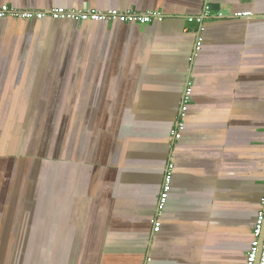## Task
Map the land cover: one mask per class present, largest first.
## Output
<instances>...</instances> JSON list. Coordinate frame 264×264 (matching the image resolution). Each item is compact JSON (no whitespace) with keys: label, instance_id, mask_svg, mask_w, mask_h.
Returning <instances> with one entry per match:
<instances>
[{"label":"crops","instance_id":"crops-1","mask_svg":"<svg viewBox=\"0 0 264 264\" xmlns=\"http://www.w3.org/2000/svg\"><path fill=\"white\" fill-rule=\"evenodd\" d=\"M5 4L163 19L0 18V264H246L264 211V0Z\"/></svg>","mask_w":264,"mask_h":264},{"label":"built area","instance_id":"built-area-1","mask_svg":"<svg viewBox=\"0 0 264 264\" xmlns=\"http://www.w3.org/2000/svg\"><path fill=\"white\" fill-rule=\"evenodd\" d=\"M14 17L22 18L25 20L43 19L50 17L57 20H71V21H104V20H118L120 22H131L145 24L153 20H162L163 16L159 12L148 11V12H137L133 10L122 11L118 9H110L107 11H97L93 9L76 10L67 9L62 6H53L50 9L43 11L35 10H18L12 8L9 5H0V18ZM192 92L191 84L186 86L184 93V100L181 107L180 120L176 124V128L173 131L174 139H178L182 135L184 124L181 118L184 116L188 102L190 100ZM172 164H170V169ZM171 173L168 172L165 176L164 185L159 196L158 202V213L164 209L169 191L171 189ZM264 201V197H263ZM160 222L155 221V231L160 229ZM254 240L251 244L249 251L247 252L246 264H264V211L262 210L259 214L256 227L254 229Z\"/></svg>","mask_w":264,"mask_h":264},{"label":"trees","instance_id":"trees-1","mask_svg":"<svg viewBox=\"0 0 264 264\" xmlns=\"http://www.w3.org/2000/svg\"><path fill=\"white\" fill-rule=\"evenodd\" d=\"M10 7H12V8H16V9H18V10H35V11H43V9H24V8H19L18 6H13V5H9ZM62 7H65V8H67V9H72V8H68V7H66V6H62ZM51 7H48V8H45L44 10H46V9H50ZM76 10H81V9H76ZM93 10H95V9H93ZM97 11H100V10H97ZM102 11H107V10H102ZM12 18H14V17H12ZM47 18H50V17H47ZM15 19H20V20H25V19H22V18H15ZM46 19V18H45ZM51 19H53V18H51ZM41 20H43V19H41ZM54 20H57V19H54ZM71 21V20H70ZM75 22H84V21H75Z\"/></svg>","mask_w":264,"mask_h":264}]
</instances>
